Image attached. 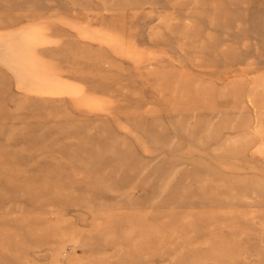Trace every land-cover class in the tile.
<instances>
[{
    "label": "rangeland",
    "instance_id": "obj_1",
    "mask_svg": "<svg viewBox=\"0 0 264 264\" xmlns=\"http://www.w3.org/2000/svg\"><path fill=\"white\" fill-rule=\"evenodd\" d=\"M0 264H264V0H0Z\"/></svg>",
    "mask_w": 264,
    "mask_h": 264
},
{
    "label": "bare ground",
    "instance_id": "obj_2",
    "mask_svg": "<svg viewBox=\"0 0 264 264\" xmlns=\"http://www.w3.org/2000/svg\"><path fill=\"white\" fill-rule=\"evenodd\" d=\"M0 175H1V172H0Z\"/></svg>",
    "mask_w": 264,
    "mask_h": 264
}]
</instances>
